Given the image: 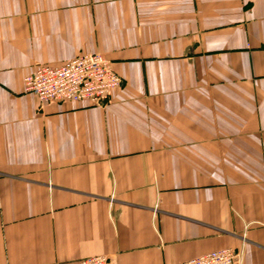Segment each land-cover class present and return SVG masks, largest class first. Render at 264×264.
<instances>
[{"label": "crops", "instance_id": "crops-1", "mask_svg": "<svg viewBox=\"0 0 264 264\" xmlns=\"http://www.w3.org/2000/svg\"><path fill=\"white\" fill-rule=\"evenodd\" d=\"M110 60L99 106L23 90ZM264 0H0V264H264Z\"/></svg>", "mask_w": 264, "mask_h": 264}, {"label": "built area", "instance_id": "built-area-1", "mask_svg": "<svg viewBox=\"0 0 264 264\" xmlns=\"http://www.w3.org/2000/svg\"><path fill=\"white\" fill-rule=\"evenodd\" d=\"M121 82L109 59L100 53H85L57 66L36 67L23 77V90L35 95L40 102H83L99 106L121 85ZM243 256L242 242L238 249H218L182 264H242ZM73 264L116 262L107 256L96 255Z\"/></svg>", "mask_w": 264, "mask_h": 264}]
</instances>
